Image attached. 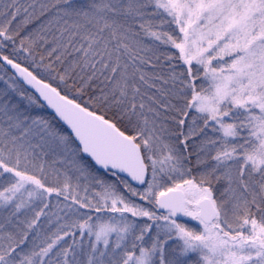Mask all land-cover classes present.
I'll use <instances>...</instances> for the list:
<instances>
[{"label": "snow or ice", "instance_id": "snow-or-ice-1", "mask_svg": "<svg viewBox=\"0 0 264 264\" xmlns=\"http://www.w3.org/2000/svg\"><path fill=\"white\" fill-rule=\"evenodd\" d=\"M0 264H264V0H0Z\"/></svg>", "mask_w": 264, "mask_h": 264}]
</instances>
